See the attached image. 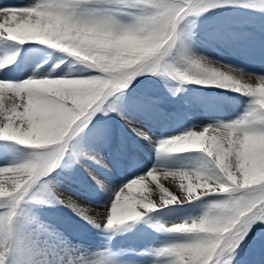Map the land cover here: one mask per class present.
Returning a JSON list of instances; mask_svg holds the SVG:
<instances>
[{"label":"snow or ice","instance_id":"snow-or-ice-1","mask_svg":"<svg viewBox=\"0 0 264 264\" xmlns=\"http://www.w3.org/2000/svg\"><path fill=\"white\" fill-rule=\"evenodd\" d=\"M149 11L134 23L124 24L82 9L85 0H37L30 6L0 8V37L11 41H38L61 49L96 70L79 78H29L22 82L0 81V138L43 151L34 160L0 167V176L12 179L10 191L0 188L9 211L0 213V264L13 237L15 207L36 178L64 151L70 135L82 127L104 99L127 87L148 71L167 73L196 83L232 88L254 98L253 108L241 119L201 131L190 130L162 145L169 152H202L217 169L215 175L201 170L171 171L181 176L184 196L178 199L161 187L163 205L197 199L202 195L227 194L213 202L199 219L176 224L172 231L191 238L163 252L170 264H217L226 249H234L254 221H264V76H249L200 58L181 69L166 61L177 39L179 20L197 11L200 0H136ZM42 71H46L43 69ZM63 71L58 69L57 74ZM12 100L10 109L5 96ZM19 100V103L16 101ZM156 169L135 178L115 193L105 219L95 221L112 227L138 219L142 210L157 205L143 193ZM189 172L199 183H183ZM247 180V182H246ZM160 202V203H161ZM260 224L253 231L258 230Z\"/></svg>","mask_w":264,"mask_h":264},{"label":"bare ground","instance_id":"bare-ground-1","mask_svg":"<svg viewBox=\"0 0 264 264\" xmlns=\"http://www.w3.org/2000/svg\"><path fill=\"white\" fill-rule=\"evenodd\" d=\"M34 3L36 2L32 0H0V8L30 6ZM91 13L105 16L104 13H100L96 9H92ZM138 17L140 16L121 17L118 21L131 24ZM242 18L238 14L219 13L218 16L210 19L207 28H203V30H201L203 25L199 27L195 22H185L182 29L178 28L181 31L180 38L182 39L179 48L190 59L200 58L203 61L225 67V70L231 68L233 71H239L249 76H264V41L261 38L254 37L244 43L239 41L240 36L229 35L223 40L217 41L218 46L211 40L216 36L214 32L209 31ZM256 23L263 27L262 18L256 20ZM228 26L226 35L229 33ZM222 41H224V48L220 47ZM87 65L61 49L41 44L38 41L21 43L0 37V81L22 82L34 77L79 78L96 74V70L89 69ZM43 69L46 71H42ZM58 69H63V71L57 74ZM171 83L173 84L172 81ZM136 84L119 89L108 97L103 107L99 108L102 116H98L99 118L97 117L94 124H91L90 137L86 138L85 142L75 143L72 149L69 148L68 159L65 160L80 175L89 179L90 186L98 189L100 194L110 200L114 199L115 193L127 183L156 169L154 174L157 179L148 178L146 186L150 191L143 194L150 198L154 197L160 204L159 210H165L168 213L167 217L182 222L186 221V216H181L180 213L187 212V209L190 210L189 207H186L187 201L190 203L194 199L190 201L185 199L180 202L182 209L177 206V202L163 205L160 201L162 194L160 186L168 189L169 193L177 198L184 196L181 176L174 175L168 170H201L206 174L215 175L217 169L210 158L202 152L174 153L162 150L164 141L190 130L201 131L205 126H216L241 119L254 105L247 100L239 107H235L232 102L247 97L246 94L217 84H212L206 92L186 90L183 86L176 88L174 85L169 93L166 91L163 93L162 88L154 89L149 86L138 88ZM119 92L122 95L113 100V96L118 95ZM12 102L6 95L5 108L10 109ZM16 102L19 103V100ZM214 108L220 109L226 115L222 114L219 118V116L207 113L208 110L213 111ZM30 150H32V146L0 138V167H11L29 161L28 152ZM175 155L184 158L180 162L168 160L169 157ZM189 182L199 183L192 172L183 178L185 185ZM60 193L64 195L63 191ZM73 204L76 207L77 205L85 206L84 203L77 200H73ZM83 215L85 214L83 213ZM224 260L226 264H264V255L252 257L247 248L239 247L229 254L227 260ZM116 262V264H157V262L162 264L157 260L150 261L148 259L133 262L119 258ZM160 262L166 263L165 261Z\"/></svg>","mask_w":264,"mask_h":264},{"label":"rangeland","instance_id":"rangeland-1","mask_svg":"<svg viewBox=\"0 0 264 264\" xmlns=\"http://www.w3.org/2000/svg\"><path fill=\"white\" fill-rule=\"evenodd\" d=\"M32 1L37 2V0ZM82 9L89 10V12L96 9L98 12L104 13L106 17L116 20L121 17L142 16L151 11L146 6L138 4L136 0H85ZM223 12L238 14L243 18L238 21H230L220 28L209 31L214 32L216 36L211 38L212 42L217 43V41L223 40L229 35L240 36L239 41L244 43L254 37L261 38L264 41V0L223 1L216 6H207L199 8L197 11H190L179 20L177 39L170 54L165 58L166 61L181 69L189 68V60L192 59L188 58L184 52L182 53L179 48L180 40H182L180 38L181 31L179 30L183 28L185 22H195L199 27L203 25L201 27V30H203V28H207L210 19ZM261 18L263 19V27L256 23V20ZM227 26L229 28L228 35L225 33ZM222 44L220 47L224 48V41H222ZM218 45L219 43L216 46ZM89 69L93 68L89 67ZM134 83H137L138 88L147 86L154 89L162 88L163 93L165 91L169 93L174 85L176 88L183 86L186 90L197 92H206L212 85V83L181 80L163 72L154 74L148 71L135 76L128 85ZM121 95V92H119L118 95L113 96V100ZM109 96L100 104L101 107L99 106L92 112L87 123L70 135L64 151L55 159L57 162L54 160V165L52 163V168L49 169L50 172L35 181L43 179L35 190L37 197L30 195L29 192L33 184L23 199L16 205L13 237L12 240L9 239L8 241L11 242V245L5 251L3 264H116L119 258L133 262L147 259L150 261L157 260L162 264L163 262L160 261L170 264L172 258L165 254L163 249L183 243L191 238L188 234L172 231V227L179 223L199 219L210 210L213 202L228 198L227 194H217L202 196L199 197L200 200L197 198L192 200L193 202L190 201V203L187 201L186 207H189L190 210L187 209V212L180 213L181 216H186L185 219L187 220L183 222L167 217L166 214L168 213L165 210L160 211L157 206L153 210H142V215L138 219L125 221L123 224L112 227H107L106 224H97L94 218L98 221L104 220L113 199L105 198L98 189L90 186L89 179L85 178L84 175H80L76 169L68 165L65 159H68L69 150L72 149L75 143L86 141L85 138L88 137L87 134L92 127L91 124L102 116L100 109ZM246 96L239 101L232 102L233 105L239 107L247 100L253 103L254 98L249 95ZM208 112L219 116V118L222 114H224L223 116L226 115L225 112L217 108H214L213 111L208 110ZM40 150L32 147V150L28 152L29 161L34 160L37 154L41 152ZM175 156L169 157L168 160L180 162L184 158L180 155ZM162 170L166 171L165 169ZM85 179L87 180L85 181ZM0 181L3 182L6 191L11 190L12 179L9 178L8 174L0 176ZM61 191L64 195L60 193ZM3 194L4 191L0 188V195ZM68 197L84 203L85 206L77 205L76 207L73 200ZM151 200L160 205L154 197ZM179 203L176 204L182 209ZM9 210L8 202L0 200V213ZM257 224H260L261 227L253 231ZM239 247L247 248L249 255L252 257L264 255V221H254L246 230L238 246L234 249H226L218 257L217 264H226L224 259L227 260L229 254Z\"/></svg>","mask_w":264,"mask_h":264},{"label":"trees","instance_id":"trees-1","mask_svg":"<svg viewBox=\"0 0 264 264\" xmlns=\"http://www.w3.org/2000/svg\"><path fill=\"white\" fill-rule=\"evenodd\" d=\"M223 1H224V2H225V1L228 2L229 0H200V7H199V8L207 7V6H216V5H218L219 3H222ZM42 151H43V150H42ZM51 166H52V165H51ZM51 166H50V167H51ZM50 167H49L47 170H45L43 173H41V174L36 178V180H37L39 177L44 176V174H45L46 172L49 171ZM42 180H43V179H41L40 181L42 182ZM40 181L38 180L37 182L34 183L32 189L29 191V192L31 193L30 195H32V196H36V197H37V194H35V193H36L35 190H36V188L38 187V185L40 184Z\"/></svg>","mask_w":264,"mask_h":264},{"label":"clouds","instance_id":"clouds-1","mask_svg":"<svg viewBox=\"0 0 264 264\" xmlns=\"http://www.w3.org/2000/svg\"><path fill=\"white\" fill-rule=\"evenodd\" d=\"M246 182H247V180H246ZM10 245H11V242H8L7 247L10 246ZM4 250L6 251L7 249H4Z\"/></svg>","mask_w":264,"mask_h":264}]
</instances>
